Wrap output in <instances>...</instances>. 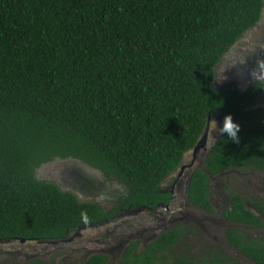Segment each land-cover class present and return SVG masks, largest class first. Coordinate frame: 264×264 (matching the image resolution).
<instances>
[{
  "label": "trees",
  "instance_id": "obj_1",
  "mask_svg": "<svg viewBox=\"0 0 264 264\" xmlns=\"http://www.w3.org/2000/svg\"><path fill=\"white\" fill-rule=\"evenodd\" d=\"M264 0H0V241H59L108 217L36 176L71 161L126 187L124 207L167 203L159 185L179 168L219 109L232 115L209 150V174L264 170V119L246 110L263 85L240 94L213 87L223 55L259 21ZM239 125L237 139L231 137ZM197 170L189 201L210 210ZM232 219L244 212L236 199ZM175 225L119 264H181ZM185 234V233H184ZM235 245L264 264V239ZM229 259V258H228ZM92 254L83 264H107ZM234 264L214 253L197 264ZM193 264V263H192Z\"/></svg>",
  "mask_w": 264,
  "mask_h": 264
},
{
  "label": "flooded vegetation",
  "instance_id": "obj_2",
  "mask_svg": "<svg viewBox=\"0 0 264 264\" xmlns=\"http://www.w3.org/2000/svg\"><path fill=\"white\" fill-rule=\"evenodd\" d=\"M263 10V9H262ZM262 16V12L259 18V21L252 27L248 28L240 37L239 39L229 48V50L223 55L224 56L236 45V43L241 42L242 38L245 36L247 32H250L252 28L257 26L260 22ZM261 46H254L253 49L247 48L245 52L249 54V58H257L259 59L262 64L264 65V40L260 43ZM221 59V60H222ZM220 60V62H221ZM219 62V63H220ZM218 63V64H219ZM233 77L229 78L230 82H233ZM215 81V80H214ZM228 81V80H227ZM225 81V83H227ZM263 85V89L261 91H256L255 95L251 98V104L248 106L246 110L254 111L255 117H261L264 119V76L258 80L249 82L243 88L233 87L231 89H221L223 92H229L236 90L238 93L243 94L249 89H253L256 87H260ZM214 87V82H213ZM215 88V87H214ZM216 89V88H215ZM219 90V89H217ZM222 113L225 116H230L233 118L232 115L228 114L225 109H219L214 112L210 117V124L214 122L216 113ZM231 123L230 119H226L222 124H218L215 131H212L213 139H211L210 143H206V145L197 152L196 159L193 160V149L190 153H187L181 162V165L177 170L171 173L168 177H172L173 181L170 183L169 189H163L161 186L167 181V178L163 180L161 185L158 187V191L161 194L169 195V200L165 204L163 202L158 203L155 207L150 208L146 206L140 207H131L130 205L124 207L125 201L123 200L124 197L128 196V190L126 187L116 181H112L120 186V188H110V186H105L103 183L96 184L93 187H97V198L102 195H107L106 193L109 190H113L111 197L113 198V205L110 208H106L103 204L97 201V206L107 215L108 217L98 220L96 223H92L86 226H104L110 225L113 222H116L118 219L122 218L123 216L129 215L130 213L136 212L137 209L143 211H153L156 212L159 209L168 210L169 204L178 198L180 194L183 196L184 205L188 208H192L193 210L197 211L198 215H202L204 217L203 220L205 222V226L207 228H212L214 226L213 220L220 221L221 224L217 227L216 232L220 235V239H213L212 235L209 234L203 227L198 223H186L183 220L174 221L169 225L165 222L161 224L158 223L153 229L152 232H157L155 237L148 241L145 245H142L141 242L138 241H130L128 242L118 253L114 254L118 255L116 259H118V263L121 259L124 249L129 246L131 243H136L137 252L144 250L154 239H156L162 232L170 229L172 226L175 225H183L188 227L192 230L184 231L183 235L181 236V249L178 247V250L175 253H183L187 255L188 261L182 262L181 264H197L199 261L202 260V257H206L208 255L216 253H221L225 256L227 260H230L234 264H258L253 259L249 258L245 253H243L237 246L231 244L229 240V235L236 233L240 237L239 242L251 243L252 241L263 240L264 239V194L257 190L258 184L264 187V170H260L255 167H243L240 169L230 168L223 172H219L216 174H209L203 168L204 161L209 150L213 147L215 142L218 138L222 135L225 129L228 128L229 124ZM209 125V129H210ZM209 133V131H208ZM209 135V134H208ZM208 140V136H207ZM207 142V141H206ZM77 164V163H76ZM81 164V163H80ZM79 163L76 165L70 164L67 166L66 172L76 173V169L83 168ZM79 165V166H78ZM86 170L85 168H83ZM204 170L208 175V192L206 193V198L208 204L210 205V210L200 208L195 206L189 201L188 198V186L191 179V176L197 170ZM37 176V174H36ZM103 176V175H102ZM83 177V176H82ZM104 177V176H103ZM220 177L224 179L223 181H227L228 185H223L222 190L224 193L226 192V197L222 192H215L213 190L214 182L218 180ZM74 175L72 179L63 180L61 184H55L59 188L64 191H68L74 193L77 197L79 194L75 190L76 183L74 180ZM40 179V178H39ZM106 179V178H105ZM109 180V179H106ZM48 182V181H47ZM92 182H95L93 180ZM188 182V186L186 188V183ZM94 184V183H93ZM104 189V192H101V189ZM178 189V191H177ZM79 190V189H78ZM218 193V194H217ZM91 196V194H86V196ZM236 199L239 201L241 208L245 213L240 215V218L232 219L229 217V213L233 210L232 204L233 200ZM85 201V200H84ZM91 203H95L94 201H89ZM168 225V226H167ZM216 227V228H217ZM213 231V230H212ZM149 235V233H147ZM146 235V237H148ZM128 236V235H127ZM14 241H0V243H10ZM103 255V253H97ZM91 256V254L89 255ZM86 256L83 260L84 261L89 257ZM106 256V255H105ZM107 257V256H106ZM238 257L244 259V261H239ZM229 258V259H228ZM248 261L246 263V261ZM223 264L227 262L225 260L222 261ZM107 264H109L107 260Z\"/></svg>",
  "mask_w": 264,
  "mask_h": 264
},
{
  "label": "rangeland",
  "instance_id": "obj_3",
  "mask_svg": "<svg viewBox=\"0 0 264 264\" xmlns=\"http://www.w3.org/2000/svg\"><path fill=\"white\" fill-rule=\"evenodd\" d=\"M262 40H264V6L261 20L257 26L252 28L250 32H247L241 42L236 43L216 66L214 78V87L216 89H231L237 86L238 88H243L249 82L258 80L264 76V65L262 62L257 58H249V54L245 52L247 48L253 49L256 45L261 46L260 43ZM230 77H233V82L229 81ZM214 116L216 120L210 124L208 133L209 143L214 136L212 135V131H215L218 124H222L227 119L226 117H228L219 112ZM190 152L191 150L187 153ZM76 163L74 161L55 160L41 165L37 168L36 174L41 180L49 181L53 184H61L63 180L73 178L71 173L66 172V169L70 164H78ZM80 165L95 180L93 186L95 183H103V185L110 186V188H120L118 184L106 180L97 170H92L84 164ZM223 180L222 177L216 180L213 190L215 192H222L226 197L227 194L222 190V186H227L228 182ZM172 181L173 178L168 177L167 181L161 187L166 190L169 189ZM93 186H83L77 192L79 194V200L94 201L95 203L98 201L106 206V208L112 207L113 198L111 195L114 191L111 189L106 193L107 195H102L97 198V187ZM255 188L264 194V187L258 184ZM101 192H104L103 188ZM89 193L91 196H86ZM182 197L180 194L178 198L173 200L169 204L168 210L159 209L153 212L137 209L136 212L123 216L110 225L84 226L75 229L63 240L0 243V264H83L86 256L97 253L106 255L109 264H117L118 259L116 258L118 255L114 256V254L121 251L128 242L138 241V243L141 242L142 245H145L157 234L155 231L152 232L153 229L151 228L158 225V223L165 222V225H169L174 221L180 220L186 223H199L204 230L212 235L213 239L219 238L221 240L220 235L216 232V229H219L217 225L219 226L221 222L219 220H213V223L216 222L214 226L207 228L203 220L204 217H201L202 215L200 214L198 215L197 211L191 207H186ZM238 258L239 261H244L241 257Z\"/></svg>",
  "mask_w": 264,
  "mask_h": 264
},
{
  "label": "water",
  "instance_id": "obj_4",
  "mask_svg": "<svg viewBox=\"0 0 264 264\" xmlns=\"http://www.w3.org/2000/svg\"><path fill=\"white\" fill-rule=\"evenodd\" d=\"M214 82V81H213ZM210 117L211 115H209L206 119V123H205V126H204V129H203V133L201 135V137L199 138L197 144L195 145V147L193 148V160L196 159V155H197V152L202 149L206 143H208V140H207V136H208V131H209V125H210ZM207 141V142H206ZM77 166V165H76ZM71 173V172H70ZM72 176L74 175V182L76 183V191L79 192L80 189L83 187V186H90V185H93L94 182L93 179L91 178V176L89 175V172L84 170L83 168H80V169H76V173H72L71 174ZM83 176V177H82ZM188 186V182L186 183V188ZM79 189V190H78ZM21 243H24L26 242L25 240H20Z\"/></svg>",
  "mask_w": 264,
  "mask_h": 264
},
{
  "label": "clouds",
  "instance_id": "obj_5",
  "mask_svg": "<svg viewBox=\"0 0 264 264\" xmlns=\"http://www.w3.org/2000/svg\"><path fill=\"white\" fill-rule=\"evenodd\" d=\"M228 119H230L232 121V118L230 116L226 117ZM233 124V128H232V131H231V137L234 138V139H237V132L239 131V125L237 124Z\"/></svg>",
  "mask_w": 264,
  "mask_h": 264
}]
</instances>
